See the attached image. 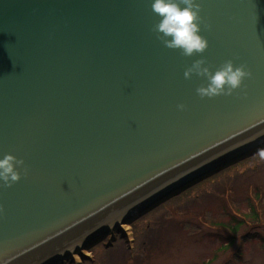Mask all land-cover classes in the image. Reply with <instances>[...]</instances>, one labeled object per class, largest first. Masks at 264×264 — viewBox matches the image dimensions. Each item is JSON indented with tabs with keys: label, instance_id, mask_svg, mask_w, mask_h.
<instances>
[{
	"label": "water",
	"instance_id": "95a60500",
	"mask_svg": "<svg viewBox=\"0 0 264 264\" xmlns=\"http://www.w3.org/2000/svg\"><path fill=\"white\" fill-rule=\"evenodd\" d=\"M199 3L208 47L185 57L151 0H0V158L24 161L0 185V264L66 262L172 196L157 191L264 149V0ZM200 59L252 75L201 98L206 79L184 77Z\"/></svg>",
	"mask_w": 264,
	"mask_h": 264
},
{
	"label": "rangeland",
	"instance_id": "374dc122",
	"mask_svg": "<svg viewBox=\"0 0 264 264\" xmlns=\"http://www.w3.org/2000/svg\"><path fill=\"white\" fill-rule=\"evenodd\" d=\"M194 175L127 231L110 229L104 241L60 264H264V156Z\"/></svg>",
	"mask_w": 264,
	"mask_h": 264
},
{
	"label": "clouds",
	"instance_id": "9594fccd",
	"mask_svg": "<svg viewBox=\"0 0 264 264\" xmlns=\"http://www.w3.org/2000/svg\"><path fill=\"white\" fill-rule=\"evenodd\" d=\"M150 7L153 14L160 18L152 30L166 48L178 50L185 57L205 52L208 41L201 35L199 0H151ZM193 71L207 81L204 86L196 89L201 98L230 95L252 75L246 70L245 65L236 66L231 60L225 61L215 71L206 66L204 59L197 60L191 68L185 70L184 77L190 78ZM177 107L183 109L184 106ZM260 155L264 156V149L260 150ZM23 166V160L17 159L10 153L4 154L0 158V185L10 187L18 182L21 178L20 169ZM24 171L26 173L27 170Z\"/></svg>",
	"mask_w": 264,
	"mask_h": 264
},
{
	"label": "bare ground",
	"instance_id": "6f19581e",
	"mask_svg": "<svg viewBox=\"0 0 264 264\" xmlns=\"http://www.w3.org/2000/svg\"><path fill=\"white\" fill-rule=\"evenodd\" d=\"M262 137H264V136H262ZM247 148H249L247 145H245V146H243V147H241V148H239L238 150H235V151H233V152H231L230 154H228V155H226V156H224V157H222L223 158V160H221L220 162L222 163V162H224V161H226V160H228V159H230V158H232L233 156H235V155H237V154H239V153H241V152H243V151H246L245 149H247ZM240 150H243V151H240ZM238 151V153H235V152H237ZM240 151V152H239ZM235 153V154H234ZM222 158H220V159H222ZM220 159H218V160H220ZM218 160H216V161H214V162H212L211 164H209V165H207V166H205L206 167V169H204L203 171H206V170H210L213 166L212 165H214ZM219 162V163H220ZM209 166H212V167H209ZM204 168V167H203ZM203 173V172H202ZM197 176H195V177H193L192 178V180L193 179H195ZM187 180V179H186ZM186 180H184V181H186ZM181 182L180 184L177 182V184H179V185H176V184H171V185H169V186H167V187H165V188H163V190H161V191H157V192H160V194H159V196L158 197H160V196H162L163 194H167V193H170V192H172L173 190L175 191V190H178L183 184H185V183H187V182ZM166 189V190H165ZM156 193V192H155ZM158 197H154V199L153 200H156ZM152 200V201H153ZM121 227H123V229L124 230H128V225L127 224H123V225H121ZM120 228V227H119ZM117 232L119 231V232H121L120 231V229H115ZM122 233V232H121ZM92 239H94V237H93V234H85L84 236H83V238H81L79 241H78V243H79V248H81V247H83L85 244H87V243H89V242H91L92 241ZM83 240V241H82ZM104 241V240H103ZM82 252H85V250H83ZM72 256L74 255L73 254V252H69ZM81 253V252H80ZM79 253V254H80ZM60 254V253H59ZM58 254V255H59ZM81 254H84V253H81ZM56 256V257H53V258H51V260L50 261H48V262H46L45 264H60V263H62V262H64L63 261V257L64 256ZM78 255V254H77ZM76 256V255H75ZM40 263V262H39Z\"/></svg>",
	"mask_w": 264,
	"mask_h": 264
},
{
	"label": "trees",
	"instance_id": "16d2710c",
	"mask_svg": "<svg viewBox=\"0 0 264 264\" xmlns=\"http://www.w3.org/2000/svg\"><path fill=\"white\" fill-rule=\"evenodd\" d=\"M252 220H255V216L253 215V219ZM239 226H240V224H238V223H236V224H232V227H229V225H228V227H229V229H228V231L229 232H231L232 234L233 233H237V231H238V228H239ZM112 245V244H111Z\"/></svg>",
	"mask_w": 264,
	"mask_h": 264
}]
</instances>
